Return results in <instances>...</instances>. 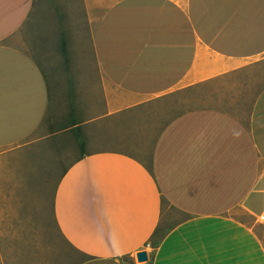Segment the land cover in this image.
Segmentation results:
<instances>
[{"label": "crops", "instance_id": "0c3cea01", "mask_svg": "<svg viewBox=\"0 0 264 264\" xmlns=\"http://www.w3.org/2000/svg\"><path fill=\"white\" fill-rule=\"evenodd\" d=\"M81 1L99 121L264 61V0ZM34 2L0 0V183L15 152L41 151L59 134L43 130L49 90L39 65L8 44ZM151 150L150 170L101 150L62 173L53 216L84 257L78 264H264V87L246 123L218 109L187 110L162 126ZM161 200L183 220L152 248ZM140 251L146 262H137Z\"/></svg>", "mask_w": 264, "mask_h": 264}, {"label": "rangeland", "instance_id": "374dc122", "mask_svg": "<svg viewBox=\"0 0 264 264\" xmlns=\"http://www.w3.org/2000/svg\"><path fill=\"white\" fill-rule=\"evenodd\" d=\"M8 44L39 65L49 90L43 130L47 135L54 127L59 134L54 145L44 141L41 151L15 152L6 167L10 179L0 183V264H78L84 260L63 239L53 216L54 192L62 173L83 154L113 150L146 164L159 131L171 117L213 108L246 123L264 87L262 61L258 67L149 104L142 112L99 121L95 118L102 102L81 0H37L30 20ZM75 124L83 126L73 129ZM162 212L164 225L147 245L152 248L166 226L183 220L168 205H163Z\"/></svg>", "mask_w": 264, "mask_h": 264}, {"label": "trees", "instance_id": "16d2710c", "mask_svg": "<svg viewBox=\"0 0 264 264\" xmlns=\"http://www.w3.org/2000/svg\"><path fill=\"white\" fill-rule=\"evenodd\" d=\"M36 1H37V0H35V2H34L32 12H31V14H30V16H29V20H30V17H31V15H32L33 11H34ZM29 20H28V21H29ZM28 21H27L26 23H28ZM26 23H25V24H26ZM76 131H77V130H75V132H76ZM144 164H145V163H144ZM146 166H147V169H148V170L151 169V156H150L149 162L146 163ZM164 204L167 205L166 201H165V200H161V211H163V205H164ZM153 236H154V235H153ZM153 236L151 237V239L153 238Z\"/></svg>", "mask_w": 264, "mask_h": 264}, {"label": "water", "instance_id": "95a60500", "mask_svg": "<svg viewBox=\"0 0 264 264\" xmlns=\"http://www.w3.org/2000/svg\"><path fill=\"white\" fill-rule=\"evenodd\" d=\"M136 260L139 263H143L147 261V254L145 251H140L136 253Z\"/></svg>", "mask_w": 264, "mask_h": 264}, {"label": "built area", "instance_id": "2783aa9c", "mask_svg": "<svg viewBox=\"0 0 264 264\" xmlns=\"http://www.w3.org/2000/svg\"><path fill=\"white\" fill-rule=\"evenodd\" d=\"M260 220H262V221L264 220V215L260 216Z\"/></svg>", "mask_w": 264, "mask_h": 264}]
</instances>
